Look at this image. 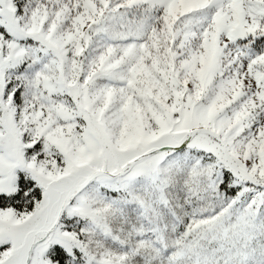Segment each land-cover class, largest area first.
Here are the masks:
<instances>
[{"label": "snow or ice", "instance_id": "snow-or-ice-1", "mask_svg": "<svg viewBox=\"0 0 264 264\" xmlns=\"http://www.w3.org/2000/svg\"><path fill=\"white\" fill-rule=\"evenodd\" d=\"M0 264H264V0H0Z\"/></svg>", "mask_w": 264, "mask_h": 264}]
</instances>
